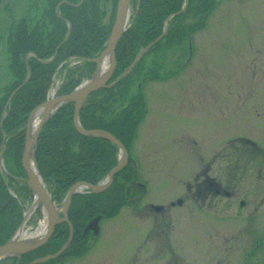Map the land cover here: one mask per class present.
<instances>
[{"label": "rangeland", "instance_id": "374dc122", "mask_svg": "<svg viewBox=\"0 0 264 264\" xmlns=\"http://www.w3.org/2000/svg\"><path fill=\"white\" fill-rule=\"evenodd\" d=\"M215 1L205 17L192 10L183 21L189 28L204 20L191 34V54L186 40L146 60L162 66L160 78L140 89L143 117L130 152L144 196L135 193L101 222L98 239L79 257L42 264H264V0ZM44 7L46 0H0V98L14 79L11 30L22 18L40 20ZM123 106L122 100L112 105L115 113ZM237 146L239 157L232 153ZM208 162L212 176H227L233 199L211 212L192 204L169 210ZM37 221L33 216L26 224L27 234Z\"/></svg>", "mask_w": 264, "mask_h": 264}, {"label": "trees", "instance_id": "16d2710c", "mask_svg": "<svg viewBox=\"0 0 264 264\" xmlns=\"http://www.w3.org/2000/svg\"><path fill=\"white\" fill-rule=\"evenodd\" d=\"M79 2L46 0L40 20L32 24L31 20L22 18L11 30L8 58L14 79L5 87V93L0 98V118L11 92L25 81L27 69L29 78L13 95L6 109L0 125V145L4 143L3 156L7 170L21 179L25 178L20 164L25 124L30 112L44 102L55 69L71 56L81 59L96 57L105 48L109 36L117 0ZM183 3L184 0H132V8L136 11L132 14L130 27L116 45L113 79L132 63L142 49L160 37L166 19L173 17L166 34L150 47L126 77L111 88L101 89L87 98L79 111L82 128L109 132L125 147L130 146L143 117L142 95L140 91L136 95L130 93L131 85L141 78H160L156 72L162 65L152 61L146 66V60L163 47L178 48L186 41L187 35L191 36L193 31L203 26V21L189 28L183 26L185 17L192 10L202 12L205 16L217 4L215 0H200L197 6L193 5V0H188L185 11L179 13ZM56 8L58 14L55 13ZM67 24L70 30L64 39ZM56 48L54 59L45 62L53 56ZM83 66L93 71V63L87 62ZM75 72L67 73V80L60 87L59 94L70 93L80 83V76L72 78ZM119 100L124 101V106L115 113L112 105ZM72 116L73 104L63 105L44 125L35 147L38 172L57 202L62 200L75 182L96 184L116 164L117 148L106 139L80 135L73 127ZM8 157L14 160L15 166H7ZM126 170L115 174L112 185L106 191L79 194L72 198L68 218L73 227V237L61 257L77 256L84 252L85 238L81 237V232L88 220L98 214L112 217L127 203L130 197L127 183L133 180V174ZM7 187L0 173V246L12 237L22 219V210ZM17 193L27 198L26 185L19 188ZM57 229L55 237L23 256L21 264H28L36 258L58 251L67 239L68 227L61 224Z\"/></svg>", "mask_w": 264, "mask_h": 264}, {"label": "water", "instance_id": "95a60500", "mask_svg": "<svg viewBox=\"0 0 264 264\" xmlns=\"http://www.w3.org/2000/svg\"><path fill=\"white\" fill-rule=\"evenodd\" d=\"M129 1L130 0H117L116 3V10H115V16H114V21L107 39L106 47L102 51L99 57L93 58V59H84L85 62H92L95 64V71L90 78V80L83 84L80 85L79 87L75 88L72 92L69 94H64L57 96L54 99L46 100L45 102L41 103L39 106H37L29 115L28 121H27V127L25 131V137H24V144H23V150H22V155H21V166L22 169L26 175V180L27 184L29 186V189L31 191L30 194V199L32 200V204L30 209L26 212L24 215L27 216L30 214L31 211L34 209L37 211L38 215L40 216V209L36 206V201L34 199V194H37L38 201L42 202L46 213H47V227L46 231L43 234V236L39 239L30 241V242H23L19 240L18 238H15L16 233L14 236L6 242L4 245L0 246V257H10V256H16L20 257L21 255L30 253L44 245L49 237L52 235L54 231L55 225L59 224L60 222H66L68 223L67 219V210L71 201V198L75 195L78 194L80 189H86L90 193L98 194L103 191H105L107 188L110 187L113 181V177L117 171L120 169L124 168L127 164V152L125 147L121 144L119 140H117L112 134L102 131V130H86L83 129L79 123L78 119V114L80 111V108L84 102V100L92 93L103 89V88H109L113 84H115L117 81L120 79L124 78L134 67V65L138 62L140 57L150 48V46L153 44H149L144 50H142L133 60V62L128 66L123 73L116 79L114 82L111 84H107L108 81L111 79L112 75L114 74L115 67H116V59H115V48L116 45L122 36V34L126 31L127 29V17H128V7H129ZM82 2V0H81ZM188 0L184 1L183 8L180 12H183L184 9L186 8ZM165 33V32H164ZM163 33V34H164ZM162 34V35H163ZM161 37V36H160ZM55 53L54 56L56 54ZM107 55L109 58V65L107 70L101 74L98 75V62L99 60ZM53 56V58H54ZM29 77V74L27 76V79ZM23 86L21 84L18 88H16L12 94L9 96L6 105H8L11 97L15 94V92L20 89ZM67 103H73V117H72V123L75 128V130L85 136H92V137H99L108 140L112 144L118 147L119 149V154H120V159L118 160L117 164L110 169L108 172L107 176L103 180V182L99 184H90L87 182H76L73 185L70 186L68 191L66 192V195L62 201L61 205V215L62 218H57V212L58 210L55 208L54 203L51 201V198L49 194L47 193L46 189L42 185V178L37 172V166H36V161H35V145L37 143V140L41 134L43 126L46 124V122L52 117V115L64 104ZM44 108V111L42 113V116L39 120L38 126L35 129V131L29 135L28 132V127H29V122L32 117V115L40 108ZM32 167V168H31ZM34 170H36L40 182L37 179ZM100 216L95 217L91 221H89L85 227L84 233L88 231H93L94 234H97V228H98V222L100 220ZM72 236V229L70 228V235L67 240V242L62 246V248L56 252L55 254L45 256L41 259H37L33 261L31 264H35L41 261L49 260V259H54L57 256H59L68 246Z\"/></svg>", "mask_w": 264, "mask_h": 264}, {"label": "flooded vegetation", "instance_id": "af4514ba", "mask_svg": "<svg viewBox=\"0 0 264 264\" xmlns=\"http://www.w3.org/2000/svg\"><path fill=\"white\" fill-rule=\"evenodd\" d=\"M243 140V139H241ZM249 142V145L254 146L255 148L259 149L261 147L255 146L252 142ZM253 147V148H254ZM236 154V157H239V146L236 147V149L232 152ZM133 161L131 159L128 160V165L132 164ZM226 171V170H225ZM210 167L209 162L205 163L202 167L198 169V171H195L193 174L191 182H188L186 185V194L183 196V198H179L174 202H170L168 204L169 210L171 208H174L176 205L180 207H185L187 204L188 206H194L198 210H204V211H210L213 207H215L217 202H220L221 200L227 201L233 199V192H229L226 189V180L227 176L225 174L224 177H221V179H217L216 176H212L210 174ZM222 173V172H221ZM220 176H222L220 174ZM226 183V184H225ZM127 186L129 188H138L139 186L134 184L131 180L127 183ZM138 186V187H137ZM240 197V196H239ZM244 194L239 198L237 203L240 206H237L239 210H243L245 208L246 199L243 198ZM236 203V205H237ZM192 204V205H191ZM151 209L155 210L156 212H162L163 209H156L155 206L150 205ZM211 212V211H210ZM165 224V223H164ZM87 241L86 243H91L92 233H88L86 236ZM260 244V242H259ZM23 257L19 260L18 264L22 263Z\"/></svg>", "mask_w": 264, "mask_h": 264}, {"label": "bare ground", "instance_id": "6f19581e", "mask_svg": "<svg viewBox=\"0 0 264 264\" xmlns=\"http://www.w3.org/2000/svg\"><path fill=\"white\" fill-rule=\"evenodd\" d=\"M108 65H109V58H108L107 55H105L98 62L97 74L98 75L103 74L107 70ZM43 111H44V108L42 107V108L38 109L32 115V117L30 119V122H29V127H28L29 135H31L35 131V129L37 128L38 122L40 120V117H41ZM33 171H34L37 179L40 182L41 180H40L36 170L33 169ZM34 199L36 201V206L40 209V214L42 216V221L38 224V227H37L36 231L33 234L27 235V236L24 235L23 233H22L23 235L21 233L17 234V238H19V240H21L23 242H30V241L36 240V239L40 238L43 235L44 231H45L46 221H47V213H46L45 207H44L42 202L38 201L37 194H35Z\"/></svg>", "mask_w": 264, "mask_h": 264}]
</instances>
